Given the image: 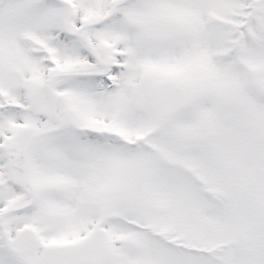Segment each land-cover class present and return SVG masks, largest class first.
I'll return each mask as SVG.
<instances>
[{"label":"snow or ice","instance_id":"1","mask_svg":"<svg viewBox=\"0 0 264 264\" xmlns=\"http://www.w3.org/2000/svg\"><path fill=\"white\" fill-rule=\"evenodd\" d=\"M0 264H264V0H0Z\"/></svg>","mask_w":264,"mask_h":264}]
</instances>
